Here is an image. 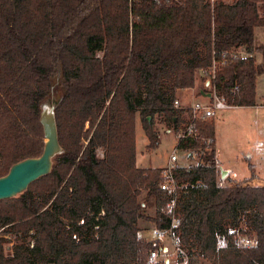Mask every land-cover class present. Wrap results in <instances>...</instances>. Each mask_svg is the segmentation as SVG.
Wrapping results in <instances>:
<instances>
[{
	"label": "trees",
	"instance_id": "1",
	"mask_svg": "<svg viewBox=\"0 0 264 264\" xmlns=\"http://www.w3.org/2000/svg\"><path fill=\"white\" fill-rule=\"evenodd\" d=\"M256 27L264 0H0V176L41 153L46 102L62 149L48 174L0 200V264H163L148 261L160 244L141 231L170 226L172 196L161 167L135 164L136 116L151 150L158 118L174 131L185 122L177 89L213 62L216 93L254 106ZM196 131L178 148L199 161L173 172V234L188 264H264V185L219 184L214 119Z\"/></svg>",
	"mask_w": 264,
	"mask_h": 264
},
{
	"label": "rangeland",
	"instance_id": "2",
	"mask_svg": "<svg viewBox=\"0 0 264 264\" xmlns=\"http://www.w3.org/2000/svg\"><path fill=\"white\" fill-rule=\"evenodd\" d=\"M255 36L258 43L264 44V27H256ZM254 55L258 63L264 62V57L260 53ZM199 85L201 82L197 80L194 86ZM179 96L183 101L182 103L187 105L205 101L203 97L194 98V91L189 90H180ZM55 98L56 96H52L53 101ZM256 102L261 105L259 110L249 106L231 107L217 111L216 117L213 118L216 124L217 145L221 163L223 167L228 166L233 173H236L230 175L228 172L223 177L220 174L218 182L221 185L227 183V178L245 181L253 186L264 185V71L256 79ZM44 105L47 106L45 107L47 110H50L53 103L46 102ZM156 128L159 134V143L153 149L148 150L146 149L147 138L142 130L140 119L136 116L135 161L137 156V161L142 166L164 167L170 152L176 145V132L171 125L160 121L158 118ZM98 155H102L101 150H98ZM178 155L179 165L196 164L199 161L198 155L192 154L191 151L180 150ZM220 164H218L219 170L224 169ZM152 236L153 233L149 229L145 233V237L151 240ZM159 259H168V264H174L173 262L177 258L168 254L160 256Z\"/></svg>",
	"mask_w": 264,
	"mask_h": 264
},
{
	"label": "built area",
	"instance_id": "3",
	"mask_svg": "<svg viewBox=\"0 0 264 264\" xmlns=\"http://www.w3.org/2000/svg\"><path fill=\"white\" fill-rule=\"evenodd\" d=\"M131 1V0H130ZM154 2H160L161 0H152ZM232 58H239L244 60L248 57V54L243 50H237L230 55ZM214 67L215 62L211 68L200 69L204 77V81L207 82L204 88V92H208V103L194 102L187 106H181L177 100L174 101V107L184 110L188 113V121L183 127L176 131V145L169 154L167 164L162 167V178L159 183L160 189L167 192L172 196L171 202L168 203V212L171 214V224L167 228H151L153 236L151 240H154L160 244L159 249H154L149 252L148 261L155 263L157 261H163V264H168L169 260L159 259L160 256L172 255L177 259L173 262L174 264H188V256L184 249L178 243L176 236L173 234V227L177 224V219L174 217L175 199L178 193V189L181 187L176 182L174 177V170L179 166V151L178 144L186 138H197L196 121L205 120L208 118H215L217 111L229 108L233 106L229 104L224 97L218 95L213 85L214 79ZM236 88V87H235ZM186 153V152H184ZM220 171V170H219ZM228 234L233 236L236 244H242L245 246L253 245L254 239L249 238L242 233L237 232L235 229H229ZM149 240V239H147ZM168 243V244H165ZM224 241L221 240L219 245H223Z\"/></svg>",
	"mask_w": 264,
	"mask_h": 264
},
{
	"label": "water",
	"instance_id": "4",
	"mask_svg": "<svg viewBox=\"0 0 264 264\" xmlns=\"http://www.w3.org/2000/svg\"><path fill=\"white\" fill-rule=\"evenodd\" d=\"M210 94L208 93L207 96ZM46 104V103H44ZM42 105L40 122L43 128L44 144L38 156H31L13 163L5 175L0 176V200L22 193L37 178L46 175L52 168L53 157L62 151L58 141L53 104L50 110ZM227 170L221 169V176Z\"/></svg>",
	"mask_w": 264,
	"mask_h": 264
},
{
	"label": "crops",
	"instance_id": "5",
	"mask_svg": "<svg viewBox=\"0 0 264 264\" xmlns=\"http://www.w3.org/2000/svg\"><path fill=\"white\" fill-rule=\"evenodd\" d=\"M198 78V79H197ZM204 77H203V75H202V73L200 72V69H198V70H196L195 71V81H194V84H196V82H197V80H199L200 82H201V85H199V86H194V87H190V88H184V89H177V91H176V100L179 102V104L181 105V106H187V104H185V103H182L183 101L181 100V98H180V96H179V91L180 90H189V91H194V98H197V97H203V98H205V101H202V103H208V96H207V94H208V92H204V88H205V85L207 84V82L206 81H204V79H203ZM201 95H200V94ZM198 102H201V101H198ZM255 102H256V100H255ZM261 105H259L257 102H256V104L254 105V106H249V107H252V108H255L256 110H259V107H260ZM231 107H243V106H235V105H233V106H231ZM231 107H229V108H231ZM244 107H247V106H244ZM229 108H226V109H229ZM185 122L181 125V127H183L184 126V124L186 123V118H187V113L185 112ZM180 127V128H181ZM176 132V131H175ZM215 147H216V159H217V161L219 162L218 164H220L221 163V159H220V156H219V152H218V145H217V135H216V124H215ZM195 152L193 151V153L192 154H194ZM136 165H137V167H141V168H147V167H158V166H142L138 161H137V156H136ZM220 166H222L223 167V165H222V163L220 164ZM163 166H161V168H162ZM225 170H227V173H226V175L228 174V172L230 173V175H235L236 173H233L231 170H230V168L227 166V167H223ZM150 230H151V228H150ZM147 231H149V229H144V230H142L141 231V236H143L145 239H147L146 237H145V233L147 232Z\"/></svg>",
	"mask_w": 264,
	"mask_h": 264
}]
</instances>
